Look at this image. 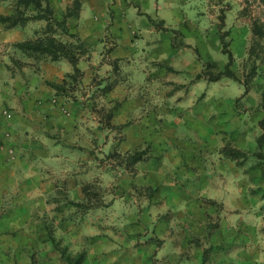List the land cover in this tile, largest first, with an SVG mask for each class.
<instances>
[{
  "label": "rangeland",
  "instance_id": "374dc122",
  "mask_svg": "<svg viewBox=\"0 0 264 264\" xmlns=\"http://www.w3.org/2000/svg\"><path fill=\"white\" fill-rule=\"evenodd\" d=\"M49 3L69 33L52 21L48 35L74 53L83 51L75 31L80 16L68 13L86 8L87 26L102 30V39L115 43L128 33L143 42L141 54L161 56L154 71L160 86L169 84L167 76L181 77L186 88L180 99L188 107H201L200 119L183 121L191 131L178 170L192 187L198 179L206 186L198 195L200 209L192 206L194 220L184 226L189 264H264V0ZM17 6L16 0L0 1V14H12ZM31 8L28 14H35ZM145 24L150 31L143 30ZM26 25L32 40L48 36L44 19ZM230 71L234 75L226 74ZM80 75L75 73L71 84L78 85ZM70 91V99H81ZM120 103L115 98L106 113L111 116ZM96 149L93 162H74L73 152L56 167L48 164L46 192L35 195L30 207L25 202L0 206V264H159L164 259L155 252L162 242L149 208L153 189L141 188L133 195L128 189L130 174L139 169L136 163L148 158L156 166L159 152L151 158L155 154L148 147L125 153ZM134 153L140 154L137 162ZM169 163L175 167L170 173L177 171V164Z\"/></svg>",
  "mask_w": 264,
  "mask_h": 264
},
{
  "label": "crops",
  "instance_id": "0c3cea01",
  "mask_svg": "<svg viewBox=\"0 0 264 264\" xmlns=\"http://www.w3.org/2000/svg\"><path fill=\"white\" fill-rule=\"evenodd\" d=\"M149 8L146 12L152 15ZM87 14L86 8L79 12L80 25L75 29L83 42V51L76 53L78 85L71 84L74 65L67 58L53 60L16 46L33 38L28 25L6 28L0 23V206L25 202L30 207L35 195L46 192L48 164L56 167L73 152L74 162L88 163L93 162L97 147L124 153L148 147L161 157L156 166L148 158L136 163L139 169L130 174L129 192L153 189L149 208L154 209L151 218L160 228L157 236L162 244L155 252L164 259L159 264H189L191 248L184 226L194 220L192 206L200 209L198 195L206 192V186L198 179L192 187L194 183L178 170L189 150L185 140L191 131L183 121L200 119L201 107H188L180 99L186 88L181 77L167 76L169 84L160 86L154 71L161 56L141 54L143 42L132 40L128 33L123 41L108 43L102 30L87 26ZM143 30L151 29L145 24ZM69 91L81 99H70ZM115 98L121 103L110 116L107 106ZM84 101L88 106L83 107ZM158 148L163 149L153 151ZM167 159L177 164V171L170 173L175 167ZM201 166L198 169L205 171ZM10 206L16 205L4 207Z\"/></svg>",
  "mask_w": 264,
  "mask_h": 264
},
{
  "label": "trees",
  "instance_id": "16d2710c",
  "mask_svg": "<svg viewBox=\"0 0 264 264\" xmlns=\"http://www.w3.org/2000/svg\"><path fill=\"white\" fill-rule=\"evenodd\" d=\"M3 1V0H0ZM18 6L16 7L14 13L3 15L0 14V23L3 24L6 28H12L18 25H24L31 19H44L46 21V33H50L53 29V23L63 26V30L69 33V29L66 25L65 20H59L53 14L52 8L50 6V0H16ZM74 5H80V0H74ZM22 7V8H21ZM32 7V8H31ZM31 8L32 12L35 14H28V11ZM69 15L78 16L79 12L68 13ZM73 34V33H70ZM16 46L23 49L25 52L30 54H40L45 56H50L51 59L57 60L60 58H67L74 65V72H80V69L77 66L78 55L74 53L67 45L61 41H58L55 36H44L37 37L34 40H25L22 42L16 43ZM83 46V44H82ZM80 49V48H78ZM79 52V51H78ZM230 62L228 63V65ZM228 69V68H227ZM74 73V74H75ZM229 75H234L231 71L226 73ZM74 76V75H73ZM52 85L57 88H62L61 84L52 83ZM133 161L137 162L140 160V154L134 153ZM71 262V261H70Z\"/></svg>",
  "mask_w": 264,
  "mask_h": 264
}]
</instances>
